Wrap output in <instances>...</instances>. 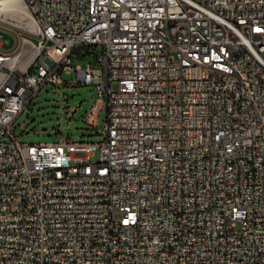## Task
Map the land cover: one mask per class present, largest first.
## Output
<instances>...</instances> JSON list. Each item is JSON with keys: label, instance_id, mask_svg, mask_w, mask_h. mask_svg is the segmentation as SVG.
Listing matches in <instances>:
<instances>
[{"label": "built area", "instance_id": "2783aa9c", "mask_svg": "<svg viewBox=\"0 0 264 264\" xmlns=\"http://www.w3.org/2000/svg\"><path fill=\"white\" fill-rule=\"evenodd\" d=\"M23 1L0 0V264H264V0ZM64 83L104 98L103 139L19 141Z\"/></svg>", "mask_w": 264, "mask_h": 264}, {"label": "rangeland", "instance_id": "374dc122", "mask_svg": "<svg viewBox=\"0 0 264 264\" xmlns=\"http://www.w3.org/2000/svg\"><path fill=\"white\" fill-rule=\"evenodd\" d=\"M101 50L100 46H77L73 64L93 62ZM106 119L105 100L98 96L94 85H47L17 118L13 131L19 141L33 144L61 139L99 143L104 137ZM98 158L99 152L91 160Z\"/></svg>", "mask_w": 264, "mask_h": 264}, {"label": "bare ground", "instance_id": "6f19581e", "mask_svg": "<svg viewBox=\"0 0 264 264\" xmlns=\"http://www.w3.org/2000/svg\"><path fill=\"white\" fill-rule=\"evenodd\" d=\"M3 7H13L15 17H22L25 14V2L23 0H1ZM0 23H7V12H0Z\"/></svg>", "mask_w": 264, "mask_h": 264}, {"label": "trees", "instance_id": "16d2710c", "mask_svg": "<svg viewBox=\"0 0 264 264\" xmlns=\"http://www.w3.org/2000/svg\"><path fill=\"white\" fill-rule=\"evenodd\" d=\"M80 58H83V57H80Z\"/></svg>", "mask_w": 264, "mask_h": 264}]
</instances>
